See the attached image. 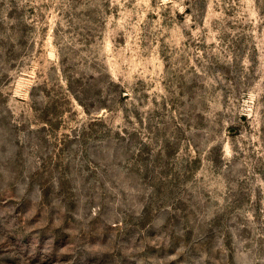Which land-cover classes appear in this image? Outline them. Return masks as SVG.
<instances>
[{"label":"rangeland","instance_id":"rangeland-1","mask_svg":"<svg viewBox=\"0 0 264 264\" xmlns=\"http://www.w3.org/2000/svg\"><path fill=\"white\" fill-rule=\"evenodd\" d=\"M0 264H264V0H0Z\"/></svg>","mask_w":264,"mask_h":264}]
</instances>
